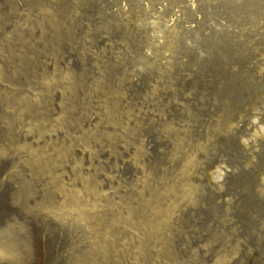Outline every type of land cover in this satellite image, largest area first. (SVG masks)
Masks as SVG:
<instances>
[{
    "label": "rangeland",
    "instance_id": "rangeland-1",
    "mask_svg": "<svg viewBox=\"0 0 264 264\" xmlns=\"http://www.w3.org/2000/svg\"><path fill=\"white\" fill-rule=\"evenodd\" d=\"M5 238L0 264H264V0H0Z\"/></svg>",
    "mask_w": 264,
    "mask_h": 264
},
{
    "label": "bare ground",
    "instance_id": "bare-ground-1",
    "mask_svg": "<svg viewBox=\"0 0 264 264\" xmlns=\"http://www.w3.org/2000/svg\"><path fill=\"white\" fill-rule=\"evenodd\" d=\"M104 108V106L102 105ZM109 108V106L107 107ZM6 147V146H5ZM52 204V203H51ZM53 208L57 209V207L54 205ZM97 223L96 221L93 223ZM15 245L11 243H6V238L0 241V257H6V256H15L17 252H15L14 249ZM90 264H94L93 260H90Z\"/></svg>",
    "mask_w": 264,
    "mask_h": 264
}]
</instances>
